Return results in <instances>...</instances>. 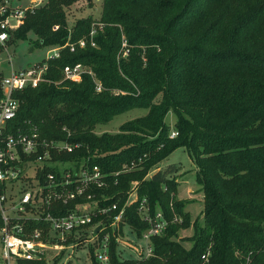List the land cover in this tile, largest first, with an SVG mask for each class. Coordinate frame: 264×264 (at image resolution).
<instances>
[{
  "label": "trees",
  "instance_id": "16d2710c",
  "mask_svg": "<svg viewBox=\"0 0 264 264\" xmlns=\"http://www.w3.org/2000/svg\"><path fill=\"white\" fill-rule=\"evenodd\" d=\"M77 1L43 0L11 34V46L31 35L32 48L74 49L46 62L45 82L13 94L17 110L4 134L35 129L42 140L78 144L57 160L96 166L106 187L95 199L114 204L112 215L123 208L121 222L137 238L147 229L138 201L160 212L167 226L150 238L152 255L120 259L111 240L109 264H199L206 251L207 264H264V0H100L94 47L90 17L67 26L65 9ZM122 43L125 58L117 56ZM75 64L91 75L64 80L62 68ZM132 109L145 114L95 134ZM178 148L194 164L202 197L188 249L175 241L190 220L174 200L178 166L158 167ZM132 182L137 199L122 207Z\"/></svg>",
  "mask_w": 264,
  "mask_h": 264
},
{
  "label": "built area",
  "instance_id": "2783aa9c",
  "mask_svg": "<svg viewBox=\"0 0 264 264\" xmlns=\"http://www.w3.org/2000/svg\"><path fill=\"white\" fill-rule=\"evenodd\" d=\"M35 1L30 0L27 9H20L12 0H0V55L5 54L10 66L6 76L0 71V264L29 261L48 264L49 260L59 259L63 251L66 255L61 259L68 261L70 253L83 246L89 264L91 259L96 264H109L111 240L118 256L116 247L125 245L133 256L131 259H147L152 255L150 238L159 236L167 222L160 212L149 211L144 198L138 201L136 212L147 224V229L138 238L133 233L137 245L128 246L120 239L121 225H125L121 222L123 208L112 215L115 205L105 204L107 198L97 200L94 197L95 190L106 187L105 176L96 166L89 167L84 162L77 164L74 160L66 163L57 160V155L71 153L79 147L78 144L42 140L35 129L27 133L4 134L7 122L17 110L13 94L45 82L46 62L57 58L65 47L70 52L74 49L71 44L50 47L41 62L23 70L13 69L8 54L10 37L22 24L25 14L43 3L40 0L37 6H33ZM100 29L101 25L90 28V47H94L93 38ZM76 45L84 48L85 42L78 40ZM123 55H126V49ZM82 74L91 75L88 68L80 64L65 66L61 71L64 80L75 83L80 81ZM94 85L95 91L99 92L100 84L94 81ZM176 135L170 130L168 137L171 139ZM133 194L125 205L135 202L134 190ZM173 221L178 220L174 217ZM208 257L206 251L200 256L199 264H207Z\"/></svg>",
  "mask_w": 264,
  "mask_h": 264
},
{
  "label": "rangeland",
  "instance_id": "374dc122",
  "mask_svg": "<svg viewBox=\"0 0 264 264\" xmlns=\"http://www.w3.org/2000/svg\"><path fill=\"white\" fill-rule=\"evenodd\" d=\"M29 2L30 0H12L13 5L19 7L20 9H27V7L29 6ZM39 2L40 0H36L33 3V6H37ZM99 12L100 0H79L65 9L67 26L70 27L76 19L90 17L92 19L90 27L95 28L96 26L100 25L99 23H97ZM97 33L98 31L96 32V34ZM31 40H33V36L29 35L28 40L17 41L13 46L9 48L8 54L10 55L11 65L14 70H23L31 65L41 62L46 57L48 48H32L29 43V41ZM125 48L126 47L122 46V44L120 45V55H117L119 58H125L126 55H123V51H125ZM9 67L10 66L9 63L6 61L5 54H1L0 71L2 72L3 76H6L8 74ZM144 114V110L132 109L130 111L115 116L108 124L96 127L94 132L97 135L103 132L110 134L115 133L117 131L118 126L123 122L140 117ZM165 123L168 125L169 129H171V126L174 123V116L171 113H168L166 115ZM170 164L178 166V171H176L171 178V181L175 182L177 187L176 196L174 200L184 203V210L188 213L190 219L189 226L177 232L175 241H178L185 249H188V241L192 235L191 225L194 223H201L202 197L200 193V187L195 183L196 169L194 167V164L190 161L184 149L178 148L174 150L168 157H166V159L159 163L158 167L160 169H164ZM134 186L135 183L132 182L130 184V189L127 195L128 199L126 198L127 201L129 199H132L134 196ZM126 202L123 204L122 207L127 206L125 205ZM121 226L123 231V233L120 232L121 241L127 244L128 246H136L137 238L134 236L133 232L128 226ZM128 249L129 247H125V245L117 246L116 251H118L119 253L118 257L120 259H124L127 257L131 259V257L133 256L132 254H130ZM84 250H86V248H84L83 246L78 250L72 251L70 253V259H67L68 261L61 259L66 255L65 251H63L59 259L52 261L49 260L48 264H89Z\"/></svg>",
  "mask_w": 264,
  "mask_h": 264
},
{
  "label": "water",
  "instance_id": "95a60500",
  "mask_svg": "<svg viewBox=\"0 0 264 264\" xmlns=\"http://www.w3.org/2000/svg\"><path fill=\"white\" fill-rule=\"evenodd\" d=\"M97 229H98V227L93 231V234H95L96 233V231H97Z\"/></svg>",
  "mask_w": 264,
  "mask_h": 264
}]
</instances>
